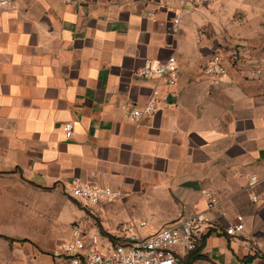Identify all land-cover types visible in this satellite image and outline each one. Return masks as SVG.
<instances>
[{
    "label": "crops",
    "instance_id": "crops-1",
    "mask_svg": "<svg viewBox=\"0 0 264 264\" xmlns=\"http://www.w3.org/2000/svg\"><path fill=\"white\" fill-rule=\"evenodd\" d=\"M201 8L176 0L0 5V264H55L53 250L84 220L66 193L76 178L120 193L92 210L116 238L134 231L131 222L145 221L139 232L149 235L206 210L209 191L204 258L193 263L244 264L253 255L245 238L264 236V48L246 63L223 57L219 79L203 75L217 52L196 31ZM255 8L263 15L252 18L248 41L264 45V6ZM170 55L174 87L136 75ZM154 87L167 94L157 112L127 120L120 103L141 106ZM237 215L244 229L227 236Z\"/></svg>",
    "mask_w": 264,
    "mask_h": 264
},
{
    "label": "built area",
    "instance_id": "built-area-1",
    "mask_svg": "<svg viewBox=\"0 0 264 264\" xmlns=\"http://www.w3.org/2000/svg\"><path fill=\"white\" fill-rule=\"evenodd\" d=\"M69 2L70 0H65ZM165 2L166 0H157ZM183 7L199 8L208 6L215 0H176ZM8 0H0V5H6ZM174 27L178 25L177 16L173 17ZM227 72L222 55L215 53L210 56L202 73L213 79L221 78ZM138 77H156L168 86L174 87L178 83L177 60L174 55L152 66L146 63L136 72ZM175 95L176 92H170ZM167 94H160L158 87H154L152 95L141 105L129 107L120 103L127 120L137 121L143 116H150L157 112L158 102L166 100ZM65 138L73 136V125L66 122L62 125ZM256 179L252 178L251 183ZM66 193L71 199L82 203L91 210L103 208L120 197L118 191L110 187H100L76 178L69 182ZM264 193V189H263ZM206 210L198 211L176 222L160 228L149 235L139 232L146 225L145 221L128 223L134 231L110 240L102 237L98 232H86L73 227L69 239L63 241L52 252L55 264H183L185 256L194 250L201 234L207 228L206 211L215 207V197L209 191H204ZM251 201L256 202L258 196L251 194ZM244 229L243 218L237 215L233 223L224 227L227 236H237ZM200 264V263H193Z\"/></svg>",
    "mask_w": 264,
    "mask_h": 264
},
{
    "label": "rangeland",
    "instance_id": "rangeland-1",
    "mask_svg": "<svg viewBox=\"0 0 264 264\" xmlns=\"http://www.w3.org/2000/svg\"><path fill=\"white\" fill-rule=\"evenodd\" d=\"M264 6V0H215L208 6L197 10L196 31L198 35L205 39L207 47L213 52L216 51L229 62L240 60L246 63L247 54L252 55V51L264 48L260 45L252 44L248 41L254 35L251 20L255 16H262V13H254L253 7ZM72 200V199H71ZM74 203V202H73ZM77 206L83 211V218L76 223L75 227L86 232H93V225L97 226L98 218L94 212L83 205ZM126 217V216H123ZM248 248L253 254L264 255V236L245 238ZM261 264H264V260Z\"/></svg>",
    "mask_w": 264,
    "mask_h": 264
},
{
    "label": "trees",
    "instance_id": "trees-1",
    "mask_svg": "<svg viewBox=\"0 0 264 264\" xmlns=\"http://www.w3.org/2000/svg\"><path fill=\"white\" fill-rule=\"evenodd\" d=\"M72 201L76 204H79V202H77L75 199H72ZM97 227H98V230H99V234L106 238V239H110V240H115L117 239L116 237H113L111 235H109L108 233H106L101 224L98 222L97 223ZM204 239H205V235H203L196 248L194 250H192L191 252H189L185 258L183 259V264H192L193 262H195L196 260H200V259H203L204 258V254H202V249H203V246H204ZM255 258H260V259H263L264 260V255H261V254H253V255H247L245 257L242 258V262L244 264H250V262L255 259Z\"/></svg>",
    "mask_w": 264,
    "mask_h": 264
}]
</instances>
